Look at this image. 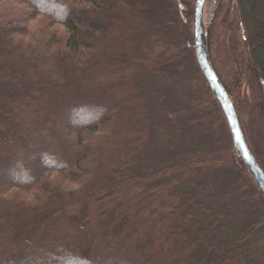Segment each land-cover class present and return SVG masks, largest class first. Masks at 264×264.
Returning <instances> with one entry per match:
<instances>
[{
    "label": "trees",
    "instance_id": "trees-1",
    "mask_svg": "<svg viewBox=\"0 0 264 264\" xmlns=\"http://www.w3.org/2000/svg\"><path fill=\"white\" fill-rule=\"evenodd\" d=\"M233 1L236 18L218 2L207 23L209 60L242 133L252 116L264 138V3ZM180 3L0 0L21 9H0V264H264V198L198 68L195 0ZM143 71L186 82L170 115L202 149L140 158Z\"/></svg>",
    "mask_w": 264,
    "mask_h": 264
},
{
    "label": "rangeland",
    "instance_id": "rangeland-1",
    "mask_svg": "<svg viewBox=\"0 0 264 264\" xmlns=\"http://www.w3.org/2000/svg\"><path fill=\"white\" fill-rule=\"evenodd\" d=\"M176 1L179 7V12L182 13L183 6L181 5L180 0ZM262 1L264 3V0ZM218 2L222 4L225 3L222 11L227 10L226 6L229 7L232 11L231 19L236 18L235 12L233 11L235 8L234 1L232 2L231 0L230 6L228 0H204L203 22L205 23L206 44L207 23L211 18V15L214 13ZM0 9L4 10L5 14L10 11L17 12L21 10L16 5L13 7L8 4H4L0 7ZM224 15V13L220 14L219 21L217 18V25H219V22H221V18ZM41 20L42 19L39 18L36 19V21H31L29 23L30 35L22 39L24 43L29 42L31 36L35 35L37 33V29L41 28ZM46 31L48 33H55L59 40H63L64 38L65 30L59 25L47 28ZM219 68L221 69V67ZM223 74L225 77H229L227 70H225ZM138 79L142 84L143 91L146 95L150 115L147 139L142 148L140 158L149 160V162L150 160L159 159L157 166H160L161 162L172 154H179L178 158L174 157V159H180L181 156H186L188 154L191 155V152H194L196 149H202V143L205 141L207 134L203 132L198 125L185 122V118L188 117L186 114L185 118L183 115H176L175 118H173L172 114L170 115L171 111L177 112L181 107H190V103L186 99L189 87L186 82L180 79H169L164 76L157 77L149 73V71L141 72V74L138 75ZM7 88H9L7 84H2L0 86V89L2 90H6ZM243 93L244 88L242 94ZM194 116H196V114H194ZM248 118V120L247 117L244 118V125L247 127L246 130H243L245 142L258 153L264 163V138L258 136V133L255 130L260 126L254 125L255 123L254 121L252 122V116ZM176 122L179 124V127L175 126ZM224 166L225 168H228V165ZM233 175L236 177L235 172Z\"/></svg>",
    "mask_w": 264,
    "mask_h": 264
},
{
    "label": "water",
    "instance_id": "water-1",
    "mask_svg": "<svg viewBox=\"0 0 264 264\" xmlns=\"http://www.w3.org/2000/svg\"><path fill=\"white\" fill-rule=\"evenodd\" d=\"M203 4L204 0H195L193 38L196 62L213 97L222 111L232 139V146L246 167L253 183L264 198V172L245 142L233 104L216 76L209 60L205 23L203 22Z\"/></svg>",
    "mask_w": 264,
    "mask_h": 264
}]
</instances>
